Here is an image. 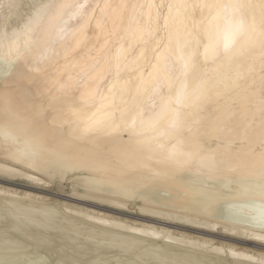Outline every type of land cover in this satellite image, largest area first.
Here are the masks:
<instances>
[{
	"label": "bare ground",
	"instance_id": "obj_1",
	"mask_svg": "<svg viewBox=\"0 0 264 264\" xmlns=\"http://www.w3.org/2000/svg\"><path fill=\"white\" fill-rule=\"evenodd\" d=\"M231 2L0 0V176L73 202L0 185V264L264 260V35Z\"/></svg>",
	"mask_w": 264,
	"mask_h": 264
},
{
	"label": "snow or ice",
	"instance_id": "obj_2",
	"mask_svg": "<svg viewBox=\"0 0 264 264\" xmlns=\"http://www.w3.org/2000/svg\"><path fill=\"white\" fill-rule=\"evenodd\" d=\"M73 5H61V7H72ZM219 7V5H215ZM34 7V6H33ZM54 7L52 5H41L39 8H36L31 16H29L25 23V29L29 32L32 31V26H42L46 21L48 14L51 8ZM75 7H83L82 5H75ZM171 7V6H169ZM225 8L232 9L235 20L233 21L236 27L237 34H242L247 28L254 27L256 23L255 11L258 9L260 14V29L262 35H264V0H259L258 3H254L253 0H232L231 3L224 5ZM251 13V17L249 19V14ZM8 20H5V26H7ZM230 46H224V53H216V54H227ZM187 67V65L185 66ZM261 228L264 229V216L261 219ZM47 264V262H45ZM260 264H264V260L260 262Z\"/></svg>",
	"mask_w": 264,
	"mask_h": 264
},
{
	"label": "rangeland",
	"instance_id": "obj_3",
	"mask_svg": "<svg viewBox=\"0 0 264 264\" xmlns=\"http://www.w3.org/2000/svg\"><path fill=\"white\" fill-rule=\"evenodd\" d=\"M0 185L1 186H5V187H9V188H13V189L31 191V192L39 193L41 195H46L47 197L51 198L53 201H65V202L73 203L71 200H69V197H68V195L70 194V189H71L70 182H65L64 183L63 187L65 189L57 187L58 186L57 183H55L54 187L51 188L49 186H47V187L38 186L36 184H33L31 182H28V181H25V180H22V179H11V178H8V177L0 176ZM45 192H47V193H45ZM62 197H65V198H62ZM85 206L90 207V208L94 207L92 205H85ZM94 209L100 210L102 212H110L108 210H105V209L99 208V207H96ZM129 213H131V212H129ZM116 214L121 215L119 213H116ZM121 217L125 218L126 216L125 215H121ZM216 240H220V239L216 238ZM241 245H243V244H241ZM247 247H249L251 249L252 246L249 245Z\"/></svg>",
	"mask_w": 264,
	"mask_h": 264
}]
</instances>
